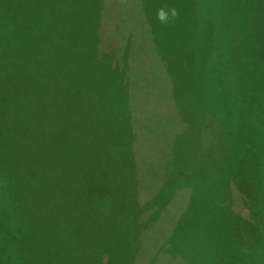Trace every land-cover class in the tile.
<instances>
[{"label":"rangeland","instance_id":"obj_1","mask_svg":"<svg viewBox=\"0 0 264 264\" xmlns=\"http://www.w3.org/2000/svg\"><path fill=\"white\" fill-rule=\"evenodd\" d=\"M208 1L213 6L196 5L197 0H35L37 5L0 0V14L12 28L7 39L25 53L9 65L8 75L18 77L24 62L37 67L27 73L37 81L22 83H35L31 108L53 128L48 137L76 146L69 151L71 166L64 168H76L78 156L86 157L85 144L97 139L92 152L97 156L108 146L106 165L118 182L112 206L133 225L153 216L154 243L167 253L174 250L162 264H264V227L258 232L252 228L257 214L264 218V209H258L264 203V0ZM164 6L178 11L168 23L157 19ZM213 21L217 41L223 43L215 81L200 71L210 60L204 47L202 54L201 30ZM166 45H171L169 51ZM170 55L173 65L167 71ZM170 73L183 84L174 78V100L156 94L168 87ZM159 81L161 88L156 87ZM19 84L12 85L20 89ZM213 92L224 94L227 116L215 125L207 122L212 106L203 102ZM8 101L13 102L7 107L18 105L16 99ZM5 121L0 118V128ZM227 123L229 129L223 130ZM206 128L216 146L209 144L204 151ZM120 130V138L107 134ZM203 153L208 158L204 166L199 162ZM148 154L154 158L145 159ZM145 170L150 184L143 179ZM162 180L167 199L157 187ZM172 196L183 203L168 215L178 219L175 231L181 228L176 240L158 216L168 202L174 204ZM210 213L207 226L202 219ZM108 214L113 226L104 229L112 230L118 221ZM80 233L97 240L109 237Z\"/></svg>","mask_w":264,"mask_h":264},{"label":"trees","instance_id":"obj_2","mask_svg":"<svg viewBox=\"0 0 264 264\" xmlns=\"http://www.w3.org/2000/svg\"><path fill=\"white\" fill-rule=\"evenodd\" d=\"M29 1L30 4L37 5L35 0ZM170 1L173 3L174 0ZM212 3L214 1L197 0L196 5L213 6ZM0 22L2 23L0 25V118L6 120L0 128V264H162L166 257L171 259L174 250L168 248L167 253L160 244L154 243L153 216L141 217L133 225L125 222L126 219L118 214V209L112 206L111 197L118 188V182L110 172L111 167L106 165L110 164L111 156L109 150H106L108 146L97 156L92 153L95 151L97 139L85 144L86 157H83L84 153L83 156H78L80 163L75 165L76 168H64V165L71 166V163H67L71 157L69 151L76 146L67 143L62 136L56 138L60 140L62 138L64 142L48 137L47 133H50L53 128L44 123L41 119L42 115L31 108V99L37 98L33 94L36 90L35 83L26 87L22 82L26 79L36 82L37 78L27 73L37 67L30 66L26 62L21 63L17 70L18 77L10 72L13 77L9 79V65L14 64L17 61L16 57L24 56L25 53L16 51L19 50L18 43L7 39L12 28L6 25L7 19L1 14ZM215 24L214 21L208 23L201 30L202 54L204 47L205 58L207 60L209 57L210 60L208 64L207 62L203 64L200 71L203 72L204 77L210 75L211 81L216 80L215 74L220 70L215 61H218L223 44L220 39L217 41ZM181 47L178 48L181 50ZM169 49L171 45L170 47L166 45V50L169 51ZM171 58L170 55L167 62H172ZM172 65L173 62L166 67L167 71L172 69ZM214 68H216L215 72ZM174 70L178 71L176 64ZM168 75L172 79L168 87L165 85L163 91L160 89L156 94H160L162 99L174 100L177 97L176 89L171 86L178 83L174 81V78L177 81L179 78L175 77L176 73ZM153 81L155 89V79ZM208 81L206 86L212 85V82ZM17 82H20V89L12 85ZM179 85L183 87L181 80ZM156 87L161 88L160 81ZM181 87H178L179 91ZM154 89L149 90V93L151 91L155 93ZM38 92L41 95V90ZM49 92L56 101V89L51 88ZM30 94H32L31 97H29ZM188 96L190 95L187 94ZM9 99L18 100V105L13 108L7 107L13 102L8 101ZM195 101L198 102L197 99L191 102ZM203 102L211 105L210 108L214 113L208 116L207 122L215 125L219 122L218 119L227 118L224 114L226 108L224 94L213 92L209 96L205 95ZM203 102L200 101V104ZM202 109L205 111V106H202ZM203 116H205L204 113ZM203 121L206 123V120ZM204 122L203 127L206 125ZM222 129H229L228 123L226 126L223 124ZM112 132L115 133L107 134L121 137V130ZM203 132L202 142L205 151L207 150L204 149L205 146L216 145L215 140H212L213 136H209L213 134L210 129L206 128ZM64 143H67L66 148L63 147ZM150 155L148 154L145 159L154 158ZM207 160V153L201 154L199 162L202 166ZM100 164L103 167L98 166ZM142 176L150 184V174L147 170L142 173ZM164 186L166 185L163 180L157 185L162 188V197L166 198ZM75 196L79 199L78 202L74 199ZM173 200L174 204L168 202V206L161 209L166 210L165 213L159 210L158 216L164 217L162 223L171 230L170 235L173 234L170 239L176 240L177 232L180 233L181 228L179 227L176 232L175 225L179 226L178 219L168 218V215L173 212L175 215L182 202L175 197ZM261 200L264 201L263 198ZM263 204H259L258 206L262 207L258 209L263 211ZM203 208H208L207 202ZM108 213H113L118 221V224L115 222L117 225L112 227V230L104 229L106 225L113 226ZM210 215L211 213L203 215L202 222H205L207 226V221L211 224ZM194 220L197 219L194 218ZM253 221L255 223L252 227L253 231H262L264 218L257 214ZM185 225L188 227L187 224L182 223L183 227ZM130 226H133L134 230L127 231L126 227ZM123 227H125L124 231L121 230ZM80 232L97 233L99 235L96 238L104 234H109V237L97 240L92 236H83ZM96 242L101 244L100 247H97Z\"/></svg>","mask_w":264,"mask_h":264},{"label":"clouds","instance_id":"obj_3","mask_svg":"<svg viewBox=\"0 0 264 264\" xmlns=\"http://www.w3.org/2000/svg\"><path fill=\"white\" fill-rule=\"evenodd\" d=\"M178 15V11L175 7H161L157 10V19L161 23H168L171 19H175Z\"/></svg>","mask_w":264,"mask_h":264}]
</instances>
